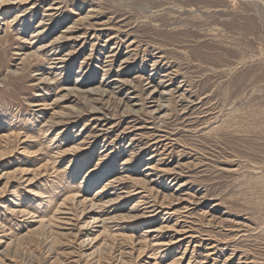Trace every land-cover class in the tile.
Returning <instances> with one entry per match:
<instances>
[{"label":"rangeland","instance_id":"obj_1","mask_svg":"<svg viewBox=\"0 0 264 264\" xmlns=\"http://www.w3.org/2000/svg\"><path fill=\"white\" fill-rule=\"evenodd\" d=\"M0 264H264V0H0Z\"/></svg>","mask_w":264,"mask_h":264},{"label":"bare ground","instance_id":"obj_2","mask_svg":"<svg viewBox=\"0 0 264 264\" xmlns=\"http://www.w3.org/2000/svg\"><path fill=\"white\" fill-rule=\"evenodd\" d=\"M26 241H27V238H26V236H16V237H14V238H11V240H10V244L13 246H16V247H21V246H23L25 243H26ZM50 252H51V249L49 250Z\"/></svg>","mask_w":264,"mask_h":264}]
</instances>
